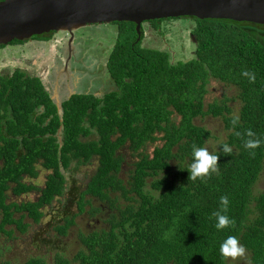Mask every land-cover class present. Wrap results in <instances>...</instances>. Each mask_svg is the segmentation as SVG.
<instances>
[{"label":"trees","instance_id":"16d2710c","mask_svg":"<svg viewBox=\"0 0 264 264\" xmlns=\"http://www.w3.org/2000/svg\"><path fill=\"white\" fill-rule=\"evenodd\" d=\"M179 18L195 23L188 60L172 61L168 51L142 45L143 24L159 29L169 18L142 23L140 35L133 22L114 23L106 69L115 88L102 96L75 93L60 106L40 77L21 68L0 73V236L39 227L54 199L78 194V213L51 227L54 237H65L53 264H227L220 245L228 236L249 253L247 264H264V190L253 194L264 164V24ZM213 80L233 93L206 103ZM207 119L223 123L211 152L219 155L218 171L193 181L186 170L192 146L218 138ZM249 140L260 144L247 147ZM157 141L163 143L149 153ZM129 154L137 160L129 163ZM93 164L82 188L76 184L82 168ZM38 166L48 171L43 185L31 181ZM30 193L35 200H10ZM223 196L229 204L222 214L234 223L217 229L213 213L221 211ZM97 202L107 204L96 217L104 223L83 226L77 214L105 211ZM39 263L31 257L24 264Z\"/></svg>","mask_w":264,"mask_h":264},{"label":"rangeland","instance_id":"374dc122","mask_svg":"<svg viewBox=\"0 0 264 264\" xmlns=\"http://www.w3.org/2000/svg\"><path fill=\"white\" fill-rule=\"evenodd\" d=\"M149 23V22H148ZM144 23V40L143 46L154 47L169 52L172 61L188 60L195 54V42L191 34V29L194 26V21L188 18H169L162 20L157 24L159 29L154 28L151 24ZM117 34V25L114 23L99 24L93 26H83L75 31L74 47L72 48V54L74 58L70 59L69 71L72 74L71 85L72 91H92L98 93H105L106 91L115 88L114 83L106 69V61L109 56L110 50L115 43ZM67 33L65 31L57 32L52 40L44 41V51L39 46L40 41L34 42L30 48H26L24 44H9L0 48V73L9 72L16 68H21L33 75L41 78L48 91L56 98L54 91L56 88L55 78L51 77L52 68L55 70L63 67L65 56L67 55V48L65 46V38ZM39 43V44H38ZM38 44V45H37ZM22 46V47H21ZM51 77V78H50ZM55 80V81H54ZM65 77L60 80L64 81ZM62 84V83H61ZM61 84L58 86L57 97L59 100L67 96L68 91ZM230 93V88L224 84L212 81L209 85V92L205 96V102H209L216 97H220L222 93ZM235 113L238 111L237 104L234 107ZM178 118V117H177ZM199 120V119H197ZM205 124L218 138L211 137L206 142L204 148H207L209 152L216 151L218 149L219 140H221L223 133L220 135L223 129V123L220 119H207ZM162 141H157L153 145L147 148L149 153H152L155 145H161ZM137 157L129 154L127 161L130 163L136 161ZM127 163L122 168L123 178H127L129 175V169L132 166ZM40 169V174L37 179L31 181L37 185H43L45 175L48 171ZM95 164L90 168H82V174L80 175L77 185L85 187L86 178L92 174L95 170ZM89 172L87 176L86 172ZM84 174V175H83ZM264 190V164L263 170L258 177V181L253 188V194L256 195ZM37 194H25L20 197H10V200L19 201H32L35 200ZM78 194H72L70 197L56 198L52 202V206L45 208L44 211L48 213L42 221V224L32 226L24 234L17 233L15 237L9 238L8 236H0V264L9 261L11 264H24L29 258H39L43 264H53L52 258L54 253L57 252L59 246L64 242L65 237L56 235V232L51 227L55 223L63 222V218L70 214L78 213L76 207L75 198ZM87 198L90 195L86 196ZM103 205V213L97 214L95 217L90 218L88 211L77 214L76 220L83 226H89L93 221H99L104 223L101 218L102 214L108 211L107 204L105 202H97L95 205ZM89 208V206H86ZM105 217V216H104ZM45 222L50 225L47 226ZM50 230H49V229ZM47 233L48 238H44V234ZM72 237V235H69ZM72 239V238H71ZM71 239H67L71 240ZM70 245V244H68ZM62 249V248H61ZM60 249V250H61ZM249 259V253L245 251L242 256L236 258L229 257L227 264H247ZM249 263V262H248Z\"/></svg>","mask_w":264,"mask_h":264},{"label":"water","instance_id":"95a60500","mask_svg":"<svg viewBox=\"0 0 264 264\" xmlns=\"http://www.w3.org/2000/svg\"><path fill=\"white\" fill-rule=\"evenodd\" d=\"M196 17L264 24V0H0V45L88 24Z\"/></svg>","mask_w":264,"mask_h":264},{"label":"clouds","instance_id":"9594fccd","mask_svg":"<svg viewBox=\"0 0 264 264\" xmlns=\"http://www.w3.org/2000/svg\"><path fill=\"white\" fill-rule=\"evenodd\" d=\"M233 124H236V120H233ZM237 136L240 135L239 132L236 133ZM248 136H253L254 134L249 131L247 133ZM260 144V140L247 142V147L255 148ZM223 152L230 153L232 151L231 147L228 145H223ZM218 154H212L209 152L207 148L197 147L196 145L192 146L191 151V163L188 169L189 172L188 179L196 180L197 178L204 177L208 175L210 172L218 171ZM220 203L222 205L221 211L213 213V215L217 218L218 223L215 225L217 229H223L234 223L233 220L229 218L228 215L222 214L227 213L229 199L227 196H223L220 199ZM220 253L223 257L228 258H236L238 256H242L245 253V248L242 244H240L239 240L235 236L226 237L220 245Z\"/></svg>","mask_w":264,"mask_h":264},{"label":"flooded vegetation","instance_id":"af4514ba","mask_svg":"<svg viewBox=\"0 0 264 264\" xmlns=\"http://www.w3.org/2000/svg\"><path fill=\"white\" fill-rule=\"evenodd\" d=\"M115 23V22H113ZM103 24H109V23H103ZM93 25H99V24H88L86 26H93ZM76 31V30H75ZM75 31H74V36H73V39L71 40L70 42V35L67 33L66 37V41H65V46L67 48V55L65 56V61H64V64H63V67L59 68L58 70H55V67L52 68V72H51V77L55 78V83H56V88H55V91H54V94L56 96V98L51 94V97L55 100V102L61 106V102L65 99H67L68 97H70L72 94H75V93H93L95 94L96 96H102L103 94L102 93H98V92H92V91H72V85H71V77H72V74L71 72L69 71V62H70V59H73L75 56L74 54H72V48L74 47V39H75ZM57 32H60V31H51V32H48V33H44V34H41V35H35V36H32L31 38H28V39H25V40H22L21 44H24L26 45V48H30L32 44H34V42L36 41H40L38 44L39 46L42 48V51H44V41L45 40H52L54 35L57 33ZM43 35H46L48 36V38H41V37H36V36H43ZM9 44H12V42L6 44V45H9ZM13 44H19V43H13ZM37 44V45H38ZM5 45V46H6ZM36 45V44H34ZM4 46V47H5ZM22 47V46H21ZM75 47H76V44H75ZM74 47V48H75ZM50 77V78H51ZM65 77V80L60 82V80H62L63 78ZM62 83V84H61ZM44 84V83H43ZM59 84H61L63 87H65V89H67L68 91V94L67 96H65L64 98H62L61 100H59V98L57 97V90H58V86ZM45 86V84H44ZM47 89V88H46ZM48 90V89H47ZM40 264V263H39Z\"/></svg>","mask_w":264,"mask_h":264}]
</instances>
